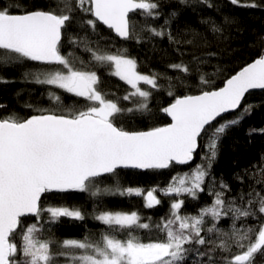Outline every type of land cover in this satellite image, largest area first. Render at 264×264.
<instances>
[{
    "label": "snow or ice",
    "instance_id": "snow-or-ice-1",
    "mask_svg": "<svg viewBox=\"0 0 264 264\" xmlns=\"http://www.w3.org/2000/svg\"><path fill=\"white\" fill-rule=\"evenodd\" d=\"M63 8L22 9L17 3L0 5V67L14 61H31L45 66L44 70L25 73L36 84L54 86L64 93L83 98L88 102L85 110L68 108L67 114L41 110V114L18 118L14 114L0 116V264H183L193 245L209 246L208 252L195 251L207 256L209 264H255L257 257L264 260V189L241 194L231 200L225 197L229 186L223 180L220 190L210 188L211 204L200 207L195 214H182L186 200H197L211 178L212 163L217 156V141L230 126L239 123L240 117L224 120L215 126L223 114L236 111L251 89H264V54L242 67L223 83V87L201 90L196 95H174L171 77L169 96L174 100L161 111L171 118V123L147 131H126L114 121L124 113L148 111V101L153 91L163 85L158 81L163 74H142L136 60L127 50L113 53L100 47H90L85 40L73 39L72 43L84 44L90 53V63L109 67L111 75L130 87V91L117 100L106 98L98 90L100 78L95 71L85 70L84 62L77 67L73 60L61 54L62 30L79 10L93 18L86 20L94 32L98 25L124 40L136 39L135 26L129 22V13L140 12L145 17L158 18L161 13L156 0H75V9L68 0H60ZM186 2V0H181ZM233 5L255 8L256 3L230 0ZM174 15V14H173ZM169 21H165V26ZM154 36L165 35L163 28L145 25ZM169 68L189 73L183 63ZM180 80V77H177ZM203 85H209L203 75ZM0 83H8L0 77ZM183 81L181 80V84ZM142 85L150 86L144 88ZM49 98L60 102L55 92ZM117 101L131 102L121 108ZM5 106L0 105V110ZM28 107H31L28 105ZM251 106L244 108L247 113ZM207 152L200 164L188 171L172 176L164 188L100 189L111 195L141 197L143 207L153 209L161 204L157 192L175 197L169 212L158 221L142 217L138 211H97L92 218L106 226L98 239L85 236L56 240L42 238V233L52 235V226L62 218L83 221L85 213L78 207L50 205L43 207L42 194L69 191L88 192L93 184L105 176L117 177L120 168L169 169L173 165H189L195 157L198 141L208 133ZM261 183V181H257ZM239 203V206H238ZM47 216L45 220L44 217ZM231 216L229 231L218 223ZM23 217H34L25 225ZM258 217L254 225L236 227L242 218ZM147 220L148 222H144ZM210 227H206L208 222ZM155 231L163 238L142 242L133 233L137 230ZM124 233L127 239L117 238ZM216 234L218 243L206 238ZM19 237V240L16 238ZM233 247L236 251L233 252ZM219 250L220 260L211 253Z\"/></svg>",
    "mask_w": 264,
    "mask_h": 264
},
{
    "label": "trees",
    "instance_id": "trees-1",
    "mask_svg": "<svg viewBox=\"0 0 264 264\" xmlns=\"http://www.w3.org/2000/svg\"><path fill=\"white\" fill-rule=\"evenodd\" d=\"M156 2L160 5L161 15L158 18L145 17L138 11L129 14V22L135 26V35L139 36V41L121 39L104 25H98L93 32L91 27L84 23L93 17L79 10L72 13L73 19L62 30L61 54L73 60L77 67H80V62L83 61L85 70L95 71L100 78L98 90L106 94L108 99L116 101L117 97L124 96L131 89L118 77L111 75L109 67L90 63V53L85 51L84 44H73V39L85 40L90 47L98 46L113 53L127 50V55L136 60L140 73L163 74L158 81L163 87L153 91L148 101V111L124 113L114 121L117 127L124 130H149L170 123L167 114L161 111L174 100V96L167 94L169 81L165 77L172 78L171 83L175 85L172 89L174 95L197 94L201 90L219 88L240 68L264 53V0H241V3H256L258 6L255 8L239 7L233 5L230 0H186L183 3L181 0H156ZM10 3L20 4L22 9L28 10H58L64 7L60 0H0V5ZM68 3L75 9V0H68ZM166 20L169 21L167 26ZM146 24L158 30L163 28L165 35L157 37L147 32ZM0 63L3 61L0 60ZM179 63L188 66L190 72L183 73L168 67ZM44 69V65L31 61H14L7 67H0V77L8 81L0 83V105L5 106L0 110V116L14 114L24 119L33 114H41V110L67 114L68 108L85 110L89 106L83 98L64 93L54 86L36 84L31 77L25 78V73ZM201 75L210 82L209 85L201 83ZM177 77L181 79L178 80ZM142 87L147 89L150 86ZM50 91L61 97L59 103L49 98ZM117 102L121 108L132 106L128 101ZM247 106H251V109L245 113L244 108ZM237 117H240L239 123L227 128L217 141V156L212 163L211 178L207 181L205 191L200 193L197 200L184 197L186 203L182 214H195L200 207L211 204L213 197L209 194L210 188L214 186L215 190L219 191L221 180L229 186L225 191V197L229 200L253 190L259 192L264 189V89L248 92L241 107L218 118L215 126L224 120ZM212 131L213 129H209L208 133L199 138L200 146L189 165H173L162 170L120 168L117 170V177L101 178L88 192L53 191L42 194L43 207L74 206L85 213L83 221L62 218L59 224L52 226L51 237L44 232L42 238L62 240L89 236L98 239L106 226L92 218L94 210L138 211L142 217H151L152 221H158L169 212V205L175 197H166L157 192L161 204L153 209H147L142 206L144 201L141 197L111 195L105 192L93 196L91 193L97 188L114 190L117 181L121 188L138 187L144 189L145 193L154 187H166L172 176L202 163ZM44 219L46 220L47 216ZM257 219L258 217L242 218L236 221V227L254 225ZM34 221V217L22 218L25 225ZM231 225V216L224 217L218 223V227L224 231H229ZM210 226L209 221L206 227ZM133 234L145 243L163 238L160 233L142 229ZM117 238L127 239V236L119 233ZM206 238L218 243L214 233L206 234ZM16 239L19 240V237ZM189 247H192L193 251L188 253L183 264H209L208 257L198 255L195 249L208 252L209 247H214L213 245ZM235 251L233 247V252ZM221 255L227 253H220L219 250L211 253L212 259L217 261ZM255 264H264V260L257 257Z\"/></svg>",
    "mask_w": 264,
    "mask_h": 264
},
{
    "label": "water",
    "instance_id": "water-1",
    "mask_svg": "<svg viewBox=\"0 0 264 264\" xmlns=\"http://www.w3.org/2000/svg\"><path fill=\"white\" fill-rule=\"evenodd\" d=\"M129 14H130V13H129ZM106 27H107V26H106ZM113 33L115 34L114 31H113ZM115 35H116V34H115ZM263 54H264V53H263ZM257 58H258V57H257ZM255 59H256V58H255ZM255 59H254V60H255ZM251 62H253V60H252ZM251 62H249V63H251ZM249 63H248V64H249ZM246 65H247V64H246ZM246 65H245V66H246ZM243 67H244V66H243ZM240 69H241V68H240ZM240 69H239V70H240ZM239 70H238V71H239ZM238 71H237V72H238ZM233 75H234V74H233ZM226 80H227V79H226ZM226 80H225V81H226ZM220 87H223V85L220 86ZM252 90H261V89H251V90H249V92L252 91ZM197 94H199V93H197ZM246 94H247V93H246ZM246 94H245V95H246ZM191 95H196V94H191ZM244 97H245V96H244ZM243 99H244V98H243ZM242 101H243V100H242ZM171 103H172V102H171ZM168 105H169V104H168ZM168 105H167V106H168ZM167 106H166V107H167ZM231 112H234V111H231ZM231 112H229V113H231ZM226 114H227V113H226ZM33 115H39V114H33ZM223 115H224V114H223ZM30 116H32V115H30ZM30 116H28V117H30ZM28 117H27V118H28ZM168 118L170 119V123H171V118H170L169 116H168ZM163 126H164V125H163ZM126 131H134V130H126ZM138 131H147V130H138ZM140 170H144V169H140Z\"/></svg>",
    "mask_w": 264,
    "mask_h": 264
},
{
    "label": "rangeland",
    "instance_id": "rangeland-1",
    "mask_svg": "<svg viewBox=\"0 0 264 264\" xmlns=\"http://www.w3.org/2000/svg\"><path fill=\"white\" fill-rule=\"evenodd\" d=\"M131 58V57H130ZM133 59V58H132ZM142 74H147V73H142ZM147 75H151V74H147Z\"/></svg>",
    "mask_w": 264,
    "mask_h": 264
}]
</instances>
